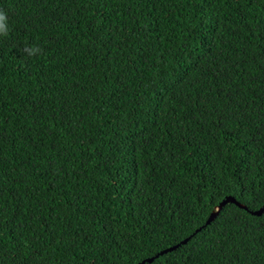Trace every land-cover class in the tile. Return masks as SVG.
<instances>
[{
  "label": "trees",
  "instance_id": "16d2710c",
  "mask_svg": "<svg viewBox=\"0 0 264 264\" xmlns=\"http://www.w3.org/2000/svg\"><path fill=\"white\" fill-rule=\"evenodd\" d=\"M0 9V264H264V0Z\"/></svg>",
  "mask_w": 264,
  "mask_h": 264
},
{
  "label": "water",
  "instance_id": "95a60500",
  "mask_svg": "<svg viewBox=\"0 0 264 264\" xmlns=\"http://www.w3.org/2000/svg\"><path fill=\"white\" fill-rule=\"evenodd\" d=\"M227 203H234L237 206L243 208V209H247V207L240 203L239 201H237L233 196H227L225 197L223 200H221V202L214 208V210L210 213V215L208 216L206 222L204 225L209 224L211 221H213L215 219V217L218 215V213L220 212V210L222 209V207L227 204ZM264 212V205L261 206L260 208L256 209V210H251L250 213L253 215H261ZM200 228H198L195 232L199 231ZM190 236L183 239L180 243L175 244L173 246H170L168 248H165L163 250H161L160 252H158L155 256L146 258L144 260H142L141 262H139L138 264H144L145 262H152L154 260V258L163 255L169 251L174 250L175 248H177L180 244H186L189 240Z\"/></svg>",
  "mask_w": 264,
  "mask_h": 264
},
{
  "label": "clouds",
  "instance_id": "9594fccd",
  "mask_svg": "<svg viewBox=\"0 0 264 264\" xmlns=\"http://www.w3.org/2000/svg\"><path fill=\"white\" fill-rule=\"evenodd\" d=\"M9 17L7 12L0 9V37H8L10 34V26L8 23ZM23 55L34 57L41 55L43 50L39 45H26L21 49Z\"/></svg>",
  "mask_w": 264,
  "mask_h": 264
}]
</instances>
